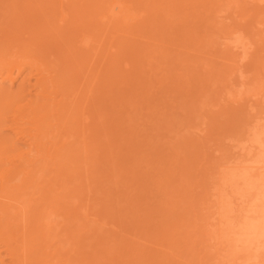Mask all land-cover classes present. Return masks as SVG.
<instances>
[{
  "label": "bare ground",
  "instance_id": "obj_1",
  "mask_svg": "<svg viewBox=\"0 0 264 264\" xmlns=\"http://www.w3.org/2000/svg\"><path fill=\"white\" fill-rule=\"evenodd\" d=\"M185 1L0 0V264H119V246L151 242L139 235L146 219L136 215L139 229L129 238L132 226L106 217L99 194L105 179L117 185L113 125L119 96L133 84L119 68L137 62L125 40L156 41ZM205 1L220 31L221 14L245 5L264 16V0ZM138 5L147 10L140 19ZM252 15L224 28L221 56L244 90L264 78V19L251 22ZM257 100L264 106V87ZM252 118L235 151L210 164L188 236L199 246L187 249L197 264L243 259L216 238L217 218L225 178L235 203L254 195L252 186L264 188V111Z\"/></svg>",
  "mask_w": 264,
  "mask_h": 264
},
{
  "label": "rangeland",
  "instance_id": "obj_2",
  "mask_svg": "<svg viewBox=\"0 0 264 264\" xmlns=\"http://www.w3.org/2000/svg\"><path fill=\"white\" fill-rule=\"evenodd\" d=\"M207 4L186 0L156 41L150 34V42L125 40L137 49V62L119 68L133 84L119 96L113 125L117 185L103 181L99 206L110 220L132 226L126 229L129 238L139 229L136 215L146 219L148 227L139 235L151 242L139 245L145 241L130 239L119 246V264L198 263L200 258L187 249L199 248L189 237L200 215L210 164L220 152L233 153L232 146L254 124L252 116L264 111V106H256L264 78L250 70L248 75L257 78L244 90L239 75L229 73L221 58L223 43L228 42L224 28L239 22L241 14L252 15L250 6L243 5L229 18L221 14L217 20L225 27L220 31ZM138 6L140 19L147 10ZM262 17L254 14L250 21ZM156 231L160 235H154Z\"/></svg>",
  "mask_w": 264,
  "mask_h": 264
},
{
  "label": "clouds",
  "instance_id": "obj_3",
  "mask_svg": "<svg viewBox=\"0 0 264 264\" xmlns=\"http://www.w3.org/2000/svg\"><path fill=\"white\" fill-rule=\"evenodd\" d=\"M222 183L216 238L230 253L243 257L239 264H264V188L252 186L255 194L235 203L226 191L228 179Z\"/></svg>",
  "mask_w": 264,
  "mask_h": 264
}]
</instances>
